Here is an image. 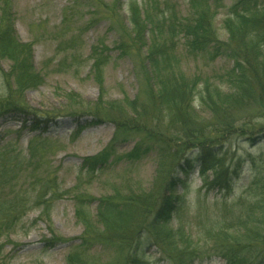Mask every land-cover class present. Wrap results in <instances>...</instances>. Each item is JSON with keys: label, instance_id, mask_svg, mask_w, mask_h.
I'll use <instances>...</instances> for the list:
<instances>
[{"label": "trees", "instance_id": "obj_1", "mask_svg": "<svg viewBox=\"0 0 264 264\" xmlns=\"http://www.w3.org/2000/svg\"><path fill=\"white\" fill-rule=\"evenodd\" d=\"M76 1L100 9L111 21L119 33L114 48L121 55L131 51L143 55L140 72L145 98H105L103 74L112 48L104 41L94 45L92 71L100 93L96 102L86 106L91 124L110 121L122 135L136 132L139 140L130 152L120 155L116 136L99 154L83 158L77 184L64 192L74 193L76 217L84 226L81 242L71 257L76 264H85L81 257L86 251L104 244L122 254V264H147L145 248L151 244L161 254L160 260L168 264H195L199 248L185 226L172 225L176 218L180 222L187 210L193 174L198 173L201 190L219 188L229 193L234 188L235 171L225 166L220 148L223 141L234 135L254 143L264 138L263 124L256 127L236 118L237 112L253 106L260 108L264 117V0L233 1L222 21L227 39L220 38L215 25L226 7L224 0H188L187 14H182L172 0H144L142 5L138 0H128L126 32L116 22L123 0L111 4L104 0ZM33 47V42L21 40L17 33L13 0H0V61L10 63L2 74L7 94L0 98V116L25 111V92L45 82L35 69ZM181 54L206 56L210 61L224 58L232 64L213 76H188L181 66ZM83 127L79 123L78 129ZM42 135L30 140L27 167L33 166L32 174L23 175L36 192L32 204L26 192L16 189L22 172L29 169L22 166L21 159L25 158L9 142L0 146V255L4 246L1 240L16 232L33 207H43L49 219L53 203L61 195L55 176L36 173L51 149L50 141ZM152 151L158 156L159 167L149 191L114 189L113 194L96 199L79 190L118 159L135 162ZM248 192L250 200L241 196L232 206L239 207L238 214L229 209L227 199L222 200V220L216 232L209 230L214 249L226 264H264L262 172L254 176ZM93 202L97 209L92 216L88 208ZM50 232V239L61 241L52 229Z\"/></svg>", "mask_w": 264, "mask_h": 264}, {"label": "rangeland", "instance_id": "obj_2", "mask_svg": "<svg viewBox=\"0 0 264 264\" xmlns=\"http://www.w3.org/2000/svg\"><path fill=\"white\" fill-rule=\"evenodd\" d=\"M234 0H224L226 7L217 16L215 25L220 38L227 39L222 21L228 7ZM111 4L113 0H104ZM128 0H123L116 22L123 29L129 24ZM142 5L144 0H138ZM182 12L187 14L188 0H172ZM15 26L21 40L33 42V63L45 82L37 89H29L24 94L25 111H11L0 116V146L12 144L16 153H21L24 168L16 189L26 192L32 201L36 194L31 182L23 175H31L28 166L30 140L43 134L50 141L51 149L36 173H50L60 183L61 195L50 210L49 219L43 214V207H33L24 216L16 232L4 237L0 264H76L71 257L81 242L83 224L76 217V202L73 190L85 157L96 156L119 137L118 154L130 152L139 140L136 132L121 134L110 121L91 124L92 117L86 113V106L97 101L99 85L92 71L91 50L99 41L112 48L111 57L104 69V88L107 100L144 96V81L140 72L143 55L134 51L121 55L114 48L118 30L111 27V21L100 9L76 0H13ZM130 27V25H129ZM126 32V29H123ZM181 52V51H180ZM224 58L210 61L206 56L189 57L181 54V66L188 76L197 73L212 75L231 66ZM10 68V63L0 61V98L7 94L2 74ZM195 100V105L197 104ZM256 106L237 112L240 122L247 121L257 126L264 125V117ZM205 115V114H204ZM82 124L83 129H78ZM80 130V131H79ZM221 152L224 163L232 174L234 188L221 191L219 188L201 190L198 173L192 176L194 182L188 193V207L181 221L176 218L172 225L186 227L194 246L200 250L195 264H226L214 249L212 232H216L224 211L220 202L227 199L229 209L234 214L239 207L232 206L241 196L250 200L248 189L254 176L264 174V138L254 143L248 137L234 135L223 141ZM159 167L155 151L142 159L131 162L118 159L102 173L80 187L94 198L120 191H149L155 182ZM31 178L30 181H32ZM86 182V181H85ZM97 204L93 202L88 212L93 216ZM50 229L61 239L51 238ZM235 229H232L234 231ZM207 231L211 234L209 235ZM216 238V237H215ZM53 243H51V242ZM155 245L145 248L147 264H168L161 259ZM85 264H122V254L115 247L97 244L89 248L81 257Z\"/></svg>", "mask_w": 264, "mask_h": 264}]
</instances>
